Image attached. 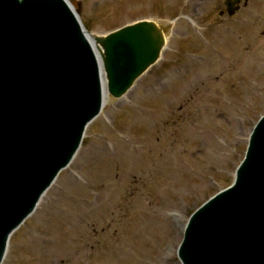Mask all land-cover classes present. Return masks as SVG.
Instances as JSON below:
<instances>
[{
  "label": "rangeland",
  "instance_id": "1",
  "mask_svg": "<svg viewBox=\"0 0 264 264\" xmlns=\"http://www.w3.org/2000/svg\"><path fill=\"white\" fill-rule=\"evenodd\" d=\"M88 32L170 22L159 60L88 124L2 264H176L181 226L232 181L264 113V0H67ZM77 218V219H76Z\"/></svg>",
  "mask_w": 264,
  "mask_h": 264
},
{
  "label": "water",
  "instance_id": "2",
  "mask_svg": "<svg viewBox=\"0 0 264 264\" xmlns=\"http://www.w3.org/2000/svg\"><path fill=\"white\" fill-rule=\"evenodd\" d=\"M237 0H225L227 11ZM170 26L140 21L93 37L64 0H0V259L7 237L75 153L100 111L159 58ZM234 184L196 210L182 264H264V116ZM1 261V260H0Z\"/></svg>",
  "mask_w": 264,
  "mask_h": 264
},
{
  "label": "bare ground",
  "instance_id": "3",
  "mask_svg": "<svg viewBox=\"0 0 264 264\" xmlns=\"http://www.w3.org/2000/svg\"><path fill=\"white\" fill-rule=\"evenodd\" d=\"M84 33H86V32H84ZM89 36H91L90 34L89 35H87V37L88 38H90ZM95 49H97L98 51H100L101 49H100V47L98 48V45H96V48ZM101 78H102V88H103V92H102V98H103V103H105V102H107V101H109L110 100V98H108V96H107V93H106V81H105V78H104V74L102 73L101 74ZM88 126V125H87ZM87 126L85 127L86 129H87ZM86 129H85V131H86ZM57 178V177H56ZM51 185V184H50ZM77 219V218H76ZM23 223V222H22ZM21 223V224H22ZM20 224V225H21ZM183 228V225L181 226V229ZM18 229V228H17ZM17 229H15V231L14 232H16L17 231ZM181 231V230H180ZM13 232V233H14ZM13 233L11 234V236L13 235ZM11 236L8 238V240L11 238ZM10 241V240H9ZM9 241H8V243H9ZM8 243H7V246H6V253H5V255H4V257H3V259L5 258V256H6V254H7V248H8ZM2 259V260H3ZM4 262V260L2 261V263ZM1 263V264H2Z\"/></svg>",
  "mask_w": 264,
  "mask_h": 264
}]
</instances>
